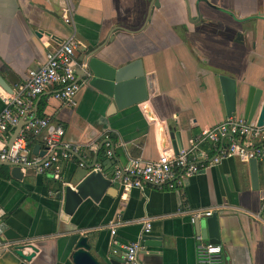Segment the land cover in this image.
<instances>
[{
  "label": "crops",
  "instance_id": "obj_1",
  "mask_svg": "<svg viewBox=\"0 0 264 264\" xmlns=\"http://www.w3.org/2000/svg\"><path fill=\"white\" fill-rule=\"evenodd\" d=\"M150 2L0 0V79L6 86L0 87V113L1 97L13 93L28 70L44 63L47 51L70 37L81 50L104 44L98 56L110 67L137 61L146 96L114 113L107 112L109 100L85 84L73 106L55 99L52 88L37 97L35 116L59 125L62 142L77 153L61 164L58 181L31 169L20 171L16 180L11 167L0 165V244L23 245V255L33 254L26 262L0 248V264H71L76 235L89 239L90 253L99 261L108 257L111 243L120 248L140 238L137 264H196L195 230L184 213L191 210H213L223 264H264V159L253 167L226 158L173 189L123 192L112 185L111 196L96 203L85 199L71 216L55 199L90 172L80 162L105 167V136L114 164L151 162L174 154L167 127L179 134L182 149L202 129L224 121L219 77L233 81L230 116L242 117L247 97H255L250 121L263 108L264 124V0H153L148 13ZM147 220L150 228L142 236ZM6 229L17 239L2 240Z\"/></svg>",
  "mask_w": 264,
  "mask_h": 264
},
{
  "label": "built area",
  "instance_id": "obj_2",
  "mask_svg": "<svg viewBox=\"0 0 264 264\" xmlns=\"http://www.w3.org/2000/svg\"><path fill=\"white\" fill-rule=\"evenodd\" d=\"M63 21L68 23L69 19L63 18ZM84 70L85 64L77 61L75 43L70 37L47 51L44 63L36 70H28L23 82L14 87L13 93L1 97L0 165L18 167L19 171L31 169L36 175L49 173L53 180L60 179L61 164L76 154L77 148L62 142L63 129L45 118L36 117L33 106L37 97L49 88L53 89L52 96L55 99L73 106L77 92L85 84L83 78L76 76V72ZM19 123L22 124L20 130L8 145ZM33 140L42 147L41 155L32 154L28 148ZM102 147L105 160L112 161V146L106 136ZM232 157L245 163L264 159V124L257 127L255 122H247L240 116H230L211 128L202 129L188 140L186 148L179 149L175 154H162L151 162L138 159L124 165L113 162L103 176L123 192L161 185L173 189L180 186L182 180L198 174L207 166L217 165L221 160ZM78 166L83 167L82 162ZM101 170V166L92 169ZM184 213L193 225L197 220L209 218L213 210H191ZM117 224H110V235H113V228ZM141 225V235L144 236L149 231L150 222L142 221ZM140 242L139 238L119 248L123 252V264H137ZM194 244L196 264H223L219 245L203 243L199 235L194 236ZM12 247L9 243L0 244L4 250H12ZM116 252V247L111 243L110 254Z\"/></svg>",
  "mask_w": 264,
  "mask_h": 264
},
{
  "label": "water",
  "instance_id": "obj_3",
  "mask_svg": "<svg viewBox=\"0 0 264 264\" xmlns=\"http://www.w3.org/2000/svg\"><path fill=\"white\" fill-rule=\"evenodd\" d=\"M150 2L148 13L152 4ZM147 21V19H146ZM145 21V22H146ZM110 39V38H109ZM104 44H100L94 48L90 49H79L75 47V57L77 61L85 64V70L77 71L76 76L84 79L86 87L98 91L104 97L109 100L108 113H114L120 111L126 107L133 106L145 99V88L144 80L141 70L138 68V62H132L125 66L119 68H113L107 65L98 56V53L102 50ZM219 82L222 89L223 102L225 106V113L227 118L230 117L233 112L234 105V88L233 81L226 77H219ZM0 87L5 90L6 86L0 79ZM127 95H131V99H128ZM256 98L249 96L246 99L243 116L247 122H251L252 115L256 108ZM255 125L260 127L263 125V108H260L259 113L255 119ZM22 124L19 123L13 130L11 137L9 139L8 145L11 143L12 139L15 138L18 131L20 130ZM167 138L175 154L180 149L179 134L172 127H167ZM39 147L36 145L32 148V154H37ZM113 160L105 161V167L99 171H92L94 168V162L90 165H83L85 170H89L86 174L73 188L65 186L61 189L55 199L60 200L61 211L66 216H71L79 204L85 199H89L96 203L99 201L101 196L108 195L111 196L109 190H114L112 185L103 176V174L112 165ZM251 166H255V161H248ZM7 166V165H5ZM10 175L12 178L18 180L21 177L18 167H11ZM195 235H199L202 239H207L208 244L218 245L217 240V222L216 216L212 214L209 218L204 221L197 220L193 224ZM2 240H13L17 239V236H13L10 230H4L1 232ZM210 239V240H209ZM89 239L84 235H76V239L71 244V252L69 255V260L71 264H120L122 250L116 247L117 252L112 255L109 253L108 257L104 260H97L90 253V242ZM143 241V240H141ZM142 242L140 246L142 247ZM26 246L14 245L12 247L13 254L23 261H29L33 254L23 255L22 248ZM32 252H35L32 248Z\"/></svg>",
  "mask_w": 264,
  "mask_h": 264
},
{
  "label": "trees",
  "instance_id": "obj_4",
  "mask_svg": "<svg viewBox=\"0 0 264 264\" xmlns=\"http://www.w3.org/2000/svg\"><path fill=\"white\" fill-rule=\"evenodd\" d=\"M35 143H38V142L35 141V140L31 141L30 144L28 145V148L31 150L32 147H33V145H34ZM102 150H104L103 147H102ZM103 152H104V151H103Z\"/></svg>",
  "mask_w": 264,
  "mask_h": 264
}]
</instances>
